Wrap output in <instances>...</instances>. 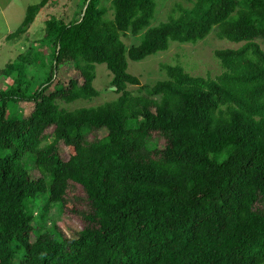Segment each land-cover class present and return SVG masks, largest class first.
Returning <instances> with one entry per match:
<instances>
[{
	"label": "trees",
	"instance_id": "16d2710c",
	"mask_svg": "<svg viewBox=\"0 0 264 264\" xmlns=\"http://www.w3.org/2000/svg\"><path fill=\"white\" fill-rule=\"evenodd\" d=\"M47 2L28 7L7 37L25 32ZM85 5L77 19L46 20L52 51L37 88L28 67L43 62L20 54L0 70L12 80L0 89V264H264V0L177 4L154 26L156 0ZM213 29L243 42L215 51V78L165 64L164 79L141 85L128 72V60ZM128 34L139 43L127 47ZM96 64L110 70L117 97L60 107L98 95ZM69 66L79 77L61 82ZM20 101L33 103L28 116ZM74 186L83 195L72 196ZM52 204L81 221L74 236L46 227Z\"/></svg>",
	"mask_w": 264,
	"mask_h": 264
},
{
	"label": "rangeland",
	"instance_id": "374dc122",
	"mask_svg": "<svg viewBox=\"0 0 264 264\" xmlns=\"http://www.w3.org/2000/svg\"><path fill=\"white\" fill-rule=\"evenodd\" d=\"M42 0H0V70L8 63L18 60L20 54L29 56L30 59L42 63H32L28 67V76L33 78L31 88H37L48 73V57L52 51V47L47 42L42 41L46 20L58 17L64 22L77 19L84 9L85 0H67L65 5L55 4V0H48L36 14L35 20L29 28L15 37H7L12 34L21 24L26 16L28 7L40 3ZM59 1V0H58ZM64 1V0H61ZM194 0H156L157 6L150 25L154 26L161 22L167 21L171 15L172 9L177 4L190 8ZM53 3V4H52ZM105 3V2H104ZM86 6V5H85ZM109 6V2H106ZM106 16L111 18L112 12L109 9ZM122 40L127 47L139 43V37L130 34L122 36ZM257 42L264 50V39H258ZM243 42L237 43L227 39H219L216 30L213 29L210 34L195 44H181L171 42L168 50L150 55L141 61L128 60V72L139 78L140 84H154L157 80L166 77L164 65H181L185 71L191 75H199L203 77L215 78L222 71L221 65L215 56V51L226 48H238ZM96 77L94 79V87L99 92L96 97L89 100L78 99L69 104L60 103V107L69 110L80 107L97 106L105 101L114 100L117 94L112 91L111 79L112 74L105 64H96ZM35 74V75H33ZM79 73L71 66L67 70L61 71L59 74L60 81H67L69 78H77ZM56 81V80H54ZM10 78L0 76V89L10 84ZM139 85H129V90L136 91ZM52 87H50L51 89ZM17 110L21 111L24 116H28L33 110V103L20 101ZM104 134V133H103ZM101 134V135H103ZM159 143H162L159 140ZM61 156L66 159L68 152L66 147H61ZM30 172L32 177H38L39 172L31 163ZM30 167V165H28ZM72 196L83 195L79 187L74 186L70 192ZM46 205L44 199L38 200L39 208ZM45 225L46 227L57 225L66 235L74 236L81 229L82 223L75 216L67 212H60L58 205L52 204L46 209Z\"/></svg>",
	"mask_w": 264,
	"mask_h": 264
},
{
	"label": "crops",
	"instance_id": "0c3cea01",
	"mask_svg": "<svg viewBox=\"0 0 264 264\" xmlns=\"http://www.w3.org/2000/svg\"><path fill=\"white\" fill-rule=\"evenodd\" d=\"M67 0L61 1V0H55V4L65 5ZM53 4V3H52Z\"/></svg>",
	"mask_w": 264,
	"mask_h": 264
}]
</instances>
